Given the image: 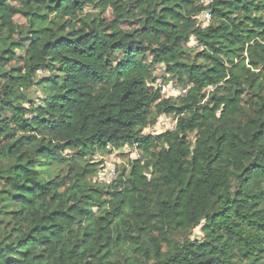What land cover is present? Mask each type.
Listing matches in <instances>:
<instances>
[{
    "label": "trees",
    "instance_id": "1",
    "mask_svg": "<svg viewBox=\"0 0 264 264\" xmlns=\"http://www.w3.org/2000/svg\"><path fill=\"white\" fill-rule=\"evenodd\" d=\"M208 1L0 0V264H264V0ZM158 65L185 95L154 87ZM162 115L174 128L142 135ZM135 143L109 185L90 181L97 163L40 176Z\"/></svg>",
    "mask_w": 264,
    "mask_h": 264
},
{
    "label": "rangeland",
    "instance_id": "2",
    "mask_svg": "<svg viewBox=\"0 0 264 264\" xmlns=\"http://www.w3.org/2000/svg\"><path fill=\"white\" fill-rule=\"evenodd\" d=\"M209 2L208 0H205V2ZM86 12H92L89 8H86ZM93 13V12H92ZM97 12L94 13L96 15ZM102 18L106 22H111L113 20H116L118 23V27L123 29H138L140 27L139 23L137 21H127L122 18L121 15L117 16L113 14L112 9H108L105 13L102 14ZM198 19V18H196ZM27 25V22L24 18L20 16L13 17L12 20V26L14 28V32L18 33L21 32ZM198 27L201 28L199 24H197ZM142 37L145 39V43L147 46L155 47L158 44V36L153 31L148 32H142ZM18 38L19 36H15ZM188 48L193 50V53L189 57L190 60L194 59V56L196 53L200 52V49L196 47V42L192 38L189 43L186 45ZM12 65L19 67L20 63L15 62ZM48 76L47 72H38L36 75V80L43 79ZM153 78L155 79V82L153 83L155 88L162 89V86H172V83H176V80L170 79L169 75L165 73V69L163 65H158L153 71ZM173 87V86H172ZM213 89L209 88L206 89L205 92L207 96L210 92H212ZM29 95L31 96V99L33 101L32 104H25L26 107H32L36 108L41 104L42 94L40 93L39 89L37 87H32L28 90ZM162 93V92H161ZM165 94V95H164ZM163 96L167 98V94L164 93ZM250 97L249 92L245 94V99L247 100ZM208 101V97L206 98ZM210 105V103L208 104ZM245 107V106H244ZM246 113H249V110L245 108L244 113L241 116V119L243 120L246 117ZM29 117H32L31 115ZM172 129V128H171ZM170 129V130H171ZM166 126H162L161 120L158 119L154 125H149L147 128L144 129L142 135H148L151 137H156L158 135H161L167 131ZM189 142L192 145L193 137H189ZM143 154V151L139 149V146L137 143L133 144L130 148L123 146L119 149L109 148L108 152L106 153H96L93 157L87 158L84 161H75L73 164L71 162H68L65 160L64 162H57L54 161L52 164L46 166L42 172L40 173V176L43 180H49V179H58L61 180L62 178L68 177L72 171H77L80 169V167L83 165V162L85 163H97V170L95 175L90 179L92 183H95L99 186L102 185H109V183L112 181V179H117V177L122 173L123 169L125 171L128 170V162L132 160H136L139 158V156ZM64 157L68 160L72 158V153L67 151L64 153ZM70 164L72 165L70 167ZM73 169V170H71ZM116 177V178H115ZM73 183L66 180V186L62 189V191H68L69 189L73 188ZM137 235L132 232H125L122 236V241L127 242H135ZM192 238H200V227L193 230L192 232ZM183 235H175L174 239L181 242L183 240Z\"/></svg>",
    "mask_w": 264,
    "mask_h": 264
},
{
    "label": "built area",
    "instance_id": "3",
    "mask_svg": "<svg viewBox=\"0 0 264 264\" xmlns=\"http://www.w3.org/2000/svg\"><path fill=\"white\" fill-rule=\"evenodd\" d=\"M196 19L197 20V24H199L201 26V28H205L210 24V20H211V14L208 11L202 12L199 16H197ZM172 86H162V89H160V91L162 92V94L166 93L167 97H176V96H181V95H185L187 92V89H184L180 86H177L176 83H172ZM165 95V94H164ZM162 126H166L167 130H170L171 128L173 129L175 126V121L172 120L170 117L162 115L160 118ZM171 129V130H172ZM170 130V131H171ZM126 147H131L128 145H125Z\"/></svg>",
    "mask_w": 264,
    "mask_h": 264
}]
</instances>
